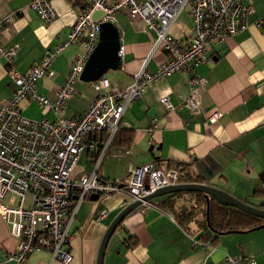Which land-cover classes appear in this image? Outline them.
<instances>
[{"label": "crops", "instance_id": "crops-1", "mask_svg": "<svg viewBox=\"0 0 264 264\" xmlns=\"http://www.w3.org/2000/svg\"><path fill=\"white\" fill-rule=\"evenodd\" d=\"M34 0H0V20L14 14L1 32L5 48L15 49V66L25 72L37 64L46 50L59 45L67 36L80 10L87 1L51 0L55 18L43 22L30 7ZM251 4L245 30L224 41L209 44L208 61L199 64L194 73L176 71L155 80L132 101L121 119L119 132L98 166L104 179L121 180L132 167L147 163L174 167L190 166L203 178V184L215 186L239 200L258 206L264 202V26L256 28L253 21L264 17V0H238ZM103 12L95 10L91 17L101 19ZM122 47L121 68L109 76L111 87L124 88L145 63L154 71L167 59L161 49H153L155 33L128 16L124 9L114 14ZM193 22L183 10L169 28V34L180 44L192 39ZM79 43L62 49L52 62L49 73L39 79L37 92L52 99L62 84L73 57L83 51ZM197 75L203 83L195 86L197 107L183 106L190 93L189 79ZM12 92L8 65L0 56V103ZM94 92L89 82L80 79L68 100L65 116L82 112ZM166 97L175 106L166 109L159 101ZM20 113L32 119L53 118L28 98L18 103ZM213 111L220 116L214 123L206 117ZM153 124L156 127H153ZM127 130H131L128 137ZM93 164L87 150L78 161ZM77 165L80 172H90ZM89 170V171H88ZM263 176V178L261 177ZM256 189L263 196H252ZM9 195L6 199L8 201ZM85 196L79 203L70 226L71 237L65 250L71 255L67 264H96L103 235L126 206L124 196L101 195L97 200ZM159 197L153 198L154 201ZM152 200V199H151ZM106 211L104 216L100 213ZM16 239L0 216V255L16 248ZM243 256L264 264V227L257 230L222 233L214 241L200 242L175 219L152 206L139 205L129 212L111 235L102 264H224L225 256ZM1 264H16L7 261ZM22 264H64L53 259L51 252L33 250Z\"/></svg>", "mask_w": 264, "mask_h": 264}, {"label": "built area", "instance_id": "built-area-1", "mask_svg": "<svg viewBox=\"0 0 264 264\" xmlns=\"http://www.w3.org/2000/svg\"><path fill=\"white\" fill-rule=\"evenodd\" d=\"M30 7L45 23L56 16L51 0H34ZM121 9L155 33L153 49L164 51L167 59L154 71H147L144 63L124 88L111 87L104 76L89 82L93 98L82 112L66 117L68 100L97 43L99 23L115 22L114 14ZM185 9L193 22L192 39L182 45L169 34V28ZM95 10L103 12L98 21L91 17ZM253 10L251 4L238 0H88L80 8L66 38L55 48L46 50L40 61L23 73L15 66V49L5 48L0 41V56L8 65L12 83L11 95L5 103H0V216L17 242L15 250L0 255V264L7 261L22 264L35 249L48 250L53 259L67 264L71 260L65 250L71 237L70 226L85 196L121 194L125 205L140 201L146 207L151 203L143 201V197L178 183V169L165 165L147 163L132 167L121 180L100 177L98 166L121 126L128 105L155 80L176 71L194 73L199 64L208 61L209 44L245 30L249 24L247 17ZM13 17L10 14L0 20V36ZM252 24L256 28L264 26V17ZM75 43L84 49L73 57L54 98L38 93L37 81L49 73L57 54ZM119 53L122 54L121 46ZM203 81L197 75L190 77L191 90L183 106L197 107L194 88ZM24 98L50 111L53 118L23 116L18 103ZM159 101L166 109L177 107L166 97ZM219 116V111H213L206 120L211 124ZM85 150L92 155L94 165L87 173L77 169V161ZM9 195L12 198L6 201ZM105 213L104 210L100 216ZM224 264L257 263L248 257L226 255Z\"/></svg>", "mask_w": 264, "mask_h": 264}, {"label": "trees", "instance_id": "trees-1", "mask_svg": "<svg viewBox=\"0 0 264 264\" xmlns=\"http://www.w3.org/2000/svg\"><path fill=\"white\" fill-rule=\"evenodd\" d=\"M71 1L76 4L79 2V0ZM123 131L119 128L114 138L119 132L122 133ZM127 132L128 139L131 130H127ZM174 167L179 171V183H203L200 174L192 170L190 166L175 164ZM261 177L263 178V176ZM252 196H263V191L256 189L253 191ZM241 201L247 203L246 200ZM150 203L152 207L171 215L187 232L195 234L202 243L214 241L226 231L249 230L264 223V219L260 217L233 206L219 204L213 198L209 199L207 207L206 198L200 191L173 192L161 196L156 201L152 199ZM256 207L264 210V202Z\"/></svg>", "mask_w": 264, "mask_h": 264}, {"label": "water", "instance_id": "water-1", "mask_svg": "<svg viewBox=\"0 0 264 264\" xmlns=\"http://www.w3.org/2000/svg\"><path fill=\"white\" fill-rule=\"evenodd\" d=\"M120 46H121L120 33L114 22L112 21L100 22L97 43L93 48V50L91 51V53L88 55L82 67L81 73L79 75V79L83 82H91L103 76L108 70L120 69L122 63L121 54L119 53ZM181 191L202 192L204 194V197L206 198L207 207H208L209 199L213 198L219 204L226 206H233L249 214L264 219L263 209L249 205L239 200L238 198L232 196L231 194L219 188H216L215 186H211L203 183H177V184L165 186L143 197V201H149L155 197L163 196L165 194H169L173 192H181ZM98 197L99 196L97 194H90L88 198L91 200H97ZM140 204H141L140 201H134L126 205L109 224L101 240V244L96 259V264H102V259L108 240L111 237V235L114 233V231L117 229L118 225L121 223V221L129 212H131ZM262 227H264V223H261L247 231L257 230ZM230 232H239V231L233 230V231H226L225 233H230Z\"/></svg>", "mask_w": 264, "mask_h": 264}, {"label": "rangeland", "instance_id": "rangeland-1", "mask_svg": "<svg viewBox=\"0 0 264 264\" xmlns=\"http://www.w3.org/2000/svg\"><path fill=\"white\" fill-rule=\"evenodd\" d=\"M112 71H109L108 73H106L105 75H107V76H109V74L111 73ZM93 91V90H92ZM94 92V91H93ZM77 165L78 166H82V165H84L83 167H84V169H89L90 171H92L93 170V168H94V165L93 164H89L88 165V163H84V162H82V161H79V162H77ZM175 168V167H174ZM88 170V171H89ZM179 183V182H178ZM132 203V202H131ZM130 204V203H129Z\"/></svg>", "mask_w": 264, "mask_h": 264}]
</instances>
